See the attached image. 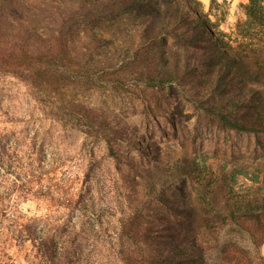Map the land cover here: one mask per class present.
Masks as SVG:
<instances>
[{"label": "rangeland", "instance_id": "374dc122", "mask_svg": "<svg viewBox=\"0 0 264 264\" xmlns=\"http://www.w3.org/2000/svg\"><path fill=\"white\" fill-rule=\"evenodd\" d=\"M186 3L215 26L210 29L219 40L239 39L237 23L245 19L248 0ZM112 29L110 48L98 51L90 49L99 34L95 28H74L69 41L76 56H85L75 58L81 70L72 76L50 79L49 116L34 90L0 63V264H50L45 253L59 242H74L66 252L68 264H123L117 255L118 220L128 211L130 197L123 177L135 169H179L184 157L207 169L227 164L250 172L259 169L263 155L255 134L220 129L201 106L204 91L194 85L196 80L184 77L192 53L198 56L192 61L195 75H205L200 70L210 51L204 44L186 49L171 30L147 41L144 25L131 17ZM105 52L108 58H100ZM176 65L179 72L170 75ZM140 70L162 80L146 85L138 79ZM96 73L124 82L118 87L95 82ZM98 115L116 130L110 132L113 154L104 139L86 136L76 127ZM28 233L45 237V244L32 242ZM231 242L246 255L236 254L234 247L224 254L223 246ZM206 257V264H264V244L257 246L248 234L227 226Z\"/></svg>", "mask_w": 264, "mask_h": 264}, {"label": "trees", "instance_id": "16d2710c", "mask_svg": "<svg viewBox=\"0 0 264 264\" xmlns=\"http://www.w3.org/2000/svg\"><path fill=\"white\" fill-rule=\"evenodd\" d=\"M186 2L0 0V63L7 74L34 90L47 116L50 79L62 81L81 70L74 60L81 61L85 55L81 52L76 56L69 41L74 28H95L99 34H95L96 45L90 49L99 51L113 43L112 26L131 17L144 25L142 37L147 41H156L171 30L184 41L186 49L204 44L210 51L200 70L205 75H195L197 68L192 61L198 56L192 53L185 61L184 77L196 80L194 85L204 91L201 106L220 129L256 136L263 155L256 171L231 169L229 164L207 169L197 160L184 157L179 169H135L124 175L130 197L128 211L118 220L121 229L117 236V255L123 264H206L207 251L217 247L227 226L248 234L257 246L264 244V0H248L245 19L237 23L241 35L231 43L223 37L219 40V34L210 29L215 26L188 10ZM81 48L88 51L86 46ZM102 57L108 58V54ZM103 62L98 65L105 68ZM179 70L176 65L170 75ZM138 75L146 85L162 80L143 70ZM96 77L95 82L112 87L124 82L107 73H96ZM89 117L88 125L77 123L76 127L86 136L104 139L112 153L110 132L115 128L99 115ZM176 180L179 186L174 185ZM27 236L32 242H46L42 236ZM73 244L54 243L45 253L50 264H68L66 252ZM232 247L236 254L246 255L232 242L224 245L222 252L228 254Z\"/></svg>", "mask_w": 264, "mask_h": 264}]
</instances>
